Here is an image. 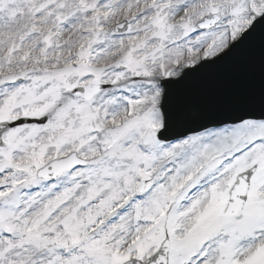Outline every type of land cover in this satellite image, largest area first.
I'll return each instance as SVG.
<instances>
[{"label": "snow or ice", "instance_id": "obj_1", "mask_svg": "<svg viewBox=\"0 0 264 264\" xmlns=\"http://www.w3.org/2000/svg\"><path fill=\"white\" fill-rule=\"evenodd\" d=\"M0 264H264V0H0Z\"/></svg>", "mask_w": 264, "mask_h": 264}]
</instances>
